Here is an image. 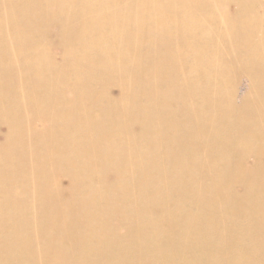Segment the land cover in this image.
Returning a JSON list of instances; mask_svg holds the SVG:
<instances>
[{
    "label": "bare ground",
    "instance_id": "1",
    "mask_svg": "<svg viewBox=\"0 0 264 264\" xmlns=\"http://www.w3.org/2000/svg\"><path fill=\"white\" fill-rule=\"evenodd\" d=\"M215 6L0 0V188L8 194L22 184L21 195L43 209L37 235L24 238L11 224L19 211L0 206V229L10 232H0V264H72L76 256L82 264H194L203 247L216 252L212 259L231 254L232 264L235 253L257 257L233 243L238 229L208 214L264 226V215L250 218L264 197V181L255 180L264 179V24H243V13H223L227 21ZM76 7L81 13L64 23ZM75 18L87 37L77 47L39 37L52 24L65 33ZM243 79L250 87L238 99ZM103 104L102 115H84ZM76 112L83 121H71ZM44 131L53 140H41L43 172L35 174L36 163L33 173L18 169L24 143ZM59 131L68 149L51 148ZM109 140L116 151L102 153ZM60 198L67 204L49 202Z\"/></svg>",
    "mask_w": 264,
    "mask_h": 264
},
{
    "label": "rangeland",
    "instance_id": "2",
    "mask_svg": "<svg viewBox=\"0 0 264 264\" xmlns=\"http://www.w3.org/2000/svg\"><path fill=\"white\" fill-rule=\"evenodd\" d=\"M205 5L208 7H211L209 2H206ZM215 8H216V13L219 16V18L221 17L222 19H227V21H230L231 18H235V13H239V15H240V13H243L244 17H241V18L244 19L246 17L245 18L246 20L245 19H244V21L242 20L243 24L246 23V21H248L249 19L250 20H252V19L260 20L261 19V22L264 24V0H223V1L216 0ZM56 9H55V11H56ZM76 9H77L78 13H81V10L83 8L76 7V8H72V9H67L66 13L68 14V16L66 17L65 15H62V17H61V19H64L63 20V21H65L64 23L70 21V19L72 17H74L72 13H75ZM209 12L214 13V11H212V10H210ZM223 13L230 14L231 18L223 17ZM251 13L255 17H251L252 16ZM59 21H62V20H59ZM75 23L76 24L70 23L69 28L66 30L65 33H61L58 31L59 29H58L57 24L56 25L55 24L47 25L44 28H46L49 31L42 32L41 36H39V37L44 38V39H47V37H49V39L52 41L56 40V42L52 43V45H53V47H57V49H60L63 46L77 47V43L81 44L82 40L85 41L87 39V37L85 35L81 34V32L78 33L76 31L78 26H79L78 18H75ZM75 42H77V43H75ZM49 43H51V42H49ZM25 74H26V77L29 76V73L27 71H25ZM31 81L33 82V84H35V86L38 85V87L43 86L44 85L43 82H45V80H41V79H36V80L34 79ZM249 87L250 86L245 79L241 80L240 83L238 84V90L236 93L237 98L239 99L244 93H246V91L249 90ZM74 91L75 92H81L80 89H74ZM89 97L90 96H88V98ZM96 105H98V104H96ZM104 107H105V104L101 105L100 107L98 106V107L94 108V111L86 110L84 112V115L85 116H91L94 113L102 115V113L104 111L103 110ZM84 118L85 117L82 114H80L79 112H76V116L74 114L72 115L71 121H74L75 119H77V121H83ZM24 122H26V119H24ZM108 125H109V121H108ZM1 126H2V123L0 122V127ZM2 132H3V134H5L4 131H2ZM59 137H60V141L53 144L51 146V148L57 149V148H61L64 146L66 149H68V145L66 143V139H67L66 132L64 134L62 132H60ZM137 137H138V134H137ZM42 139H47L48 142H51V144H52L53 134L50 131H44L42 134H34L32 136L31 143H28V145H29L28 147H27V144L24 143L25 146H23V149H24V156H26V157L23 158L22 157L23 155H22L21 159L23 158L26 161V163L24 161H22V162H24V164L17 165L16 167L18 169H23V170H26L27 172L30 171L31 173H33L32 169L33 168L35 169V166L37 167V165L39 166L38 163H40V160H41L40 158L43 157V143L41 141ZM0 143H3V141L0 140ZM39 146H41L42 149ZM110 146H112V151H116L115 149L117 147L110 140L104 144H101L99 147V150L102 153L107 152V150L110 148ZM33 147H35V148L32 149ZM28 149H29V151H32L33 155L28 153L29 152ZM44 149H45L46 153H49L47 151V149L45 148V146H44ZM34 151H35V154L33 153ZM38 152H39V154H37ZM27 153L29 155H27ZM71 154L75 155V152L74 153L71 152ZM27 156L30 158L31 157L35 158V162L33 161L34 159H29ZM37 157H39V158H37ZM28 162H29V164H28ZM34 164H35V166H33ZM41 166L42 165L40 164L39 169H38V167L36 168L37 171L33 169L35 174H38L37 172H41V173L43 172V171H39ZM24 167H26V168H24ZM28 168H29V170H28ZM41 169L43 170L42 167H41ZM41 173H39V174H41ZM36 178H38V177H35V180H36ZM260 178L261 177H258L255 180H258V183H261L264 181V179H260ZM35 180L33 179L32 181L36 182ZM32 181H31V183H33ZM261 185H264V182ZM9 189H10L9 191L12 190L11 188H9ZM24 189H25V187L22 186V184H19L18 186L14 187V192L6 194V191H3L4 189L0 188V206H2L4 204L10 205L12 203L10 205V208L12 209V207H14L15 209H17L19 211L18 213L20 215L14 221L11 222L13 227L17 230V232H15V234H21L24 236V238H28L30 236H36L37 235L38 231L36 230V224L35 223L38 222L39 219L41 218V215L43 213V209L39 207L40 204L38 203L37 200L32 199V198L27 197V196L23 197L21 195L22 190H23L22 193L25 192ZM19 193H20V195H19ZM260 194H264V192L261 191ZM49 202L54 204V205H66L67 204V202H64L62 200V198H60L59 201L54 200V201H49ZM253 208H254L255 212H257V214L253 213L250 216V218H253L255 216H260L261 214L264 215V197H262L259 200L253 201L252 202V209ZM238 213H239V211L236 212V214L239 216ZM236 214L234 215V217L236 216ZM224 215L212 217L211 214L209 213L208 214V222H210V220L213 219V222L224 223L229 228L234 226V228H236L238 230L236 231L235 234H233L231 236V239L234 238L233 243H235V245L238 248H243L245 246V247H248V248H251V249L257 251V253H256L257 257H255L254 259H249V257L251 256V255L247 256L249 253H244V252H242L241 254L235 253V255L238 257V258H236L237 259L236 261L238 262V264H264V226L260 227L258 224H256L254 222L249 228H248V226H246L245 228L235 227V225H233V223L238 224L239 222L237 220H232L233 218H230L231 216H225L224 217ZM227 218H229V219H227ZM228 221H231V222L227 223ZM124 225L131 228L132 230L137 229V228L131 227L129 224H124ZM231 231H235V230H231ZM0 232H9V231L7 229L3 228V229H0ZM244 232H246V234H244ZM83 233L89 234V232L87 230H84ZM191 236H194V234H192ZM38 247L39 246H34L33 249H35L34 251L37 254H40L39 252H41V250ZM20 248H22V240H19V241L15 242V244H14V249L18 250ZM203 249L206 253L203 252L202 255L198 253L200 255V257L197 260V262H195L194 264H232V262H231L232 255L231 254H230V260H222L219 258L212 259V257L216 255V252L214 250H211V249H206L205 247H203ZM88 253H89V251L85 250V251H83L82 254L84 256H88ZM188 253H189V251H185V252H183V255L185 256ZM246 258H248V259H246ZM82 260H86V259H82V258L76 256V257L72 258L70 260V262L72 264H82ZM182 261L183 260L178 261V259H172L171 258L168 262L170 264H181ZM187 264H191V263H187Z\"/></svg>",
    "mask_w": 264,
    "mask_h": 264
}]
</instances>
